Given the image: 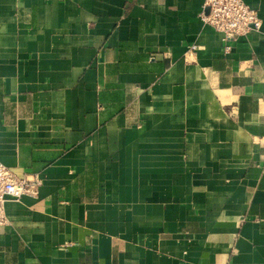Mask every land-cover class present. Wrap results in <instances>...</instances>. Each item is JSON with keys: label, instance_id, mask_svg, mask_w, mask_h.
<instances>
[{"label": "crops", "instance_id": "obj_1", "mask_svg": "<svg viewBox=\"0 0 264 264\" xmlns=\"http://www.w3.org/2000/svg\"><path fill=\"white\" fill-rule=\"evenodd\" d=\"M202 2L0 0V264H264V0Z\"/></svg>", "mask_w": 264, "mask_h": 264}, {"label": "built area", "instance_id": "obj_2", "mask_svg": "<svg viewBox=\"0 0 264 264\" xmlns=\"http://www.w3.org/2000/svg\"><path fill=\"white\" fill-rule=\"evenodd\" d=\"M199 17L215 31L222 33L225 42L260 26L256 11L244 0H203ZM190 48L194 49L195 46ZM224 51H230L229 44L224 45ZM41 185L42 179L37 174L19 177L0 162V226L7 222L5 200H18L23 196L36 197Z\"/></svg>", "mask_w": 264, "mask_h": 264}]
</instances>
